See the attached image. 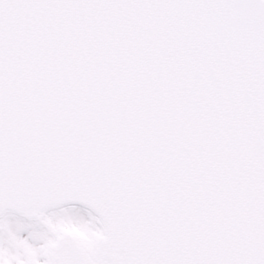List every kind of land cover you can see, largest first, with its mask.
I'll return each instance as SVG.
<instances>
[{"label": "snow or ice", "instance_id": "1", "mask_svg": "<svg viewBox=\"0 0 264 264\" xmlns=\"http://www.w3.org/2000/svg\"><path fill=\"white\" fill-rule=\"evenodd\" d=\"M0 264H264V0H0Z\"/></svg>", "mask_w": 264, "mask_h": 264}]
</instances>
